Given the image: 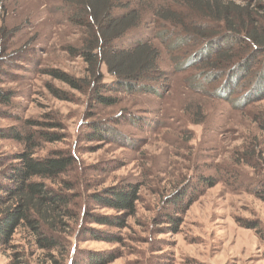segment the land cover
I'll list each match as a JSON object with an SVG mask.
<instances>
[{
    "label": "rangeland",
    "instance_id": "obj_1",
    "mask_svg": "<svg viewBox=\"0 0 264 264\" xmlns=\"http://www.w3.org/2000/svg\"><path fill=\"white\" fill-rule=\"evenodd\" d=\"M79 2L0 0V88L13 94L9 105L0 106V132L14 128L24 134L48 131L60 136V142L37 140L34 155L45 158L69 151L76 157L75 169L67 177L76 181L82 210L114 215L115 211L90 206L83 198L117 184L139 187L136 214L127 219L125 228L88 224L118 234L120 243L88 236L72 243L73 247L110 253L115 259L108 264H264V203L257 196L264 185V134L258 126L264 116V97L242 104L261 79L255 72L263 57L254 62V74L240 86L236 83L233 93L223 98L217 94L228 85L222 69L207 80L208 65L202 61L186 65L204 49L202 42L190 39L179 45L172 35L177 30L165 31L149 19L119 45L147 41L160 52L163 77L154 85V93L107 90L103 94L115 98V104H94L86 92L75 91L48 74L59 70L76 79L86 77V65L69 51L87 39L92 24ZM151 2L176 13L182 10L174 0H120L112 15H120L124 7L144 10ZM213 34L216 38L222 32ZM237 50L235 45L225 58L234 65ZM110 82L111 76L103 71V83ZM52 89L62 93L64 100ZM52 122L59 126L48 128ZM93 122L106 131L102 141L87 140ZM22 150L21 142L0 137V156ZM207 179L213 186L201 183ZM176 191L185 198L173 207L166 199ZM164 214L179 217L177 233H167ZM248 222L258 228H246ZM27 243L28 235L18 230L13 245L23 248L31 261H39L41 252ZM10 254L0 249V264H11Z\"/></svg>",
    "mask_w": 264,
    "mask_h": 264
},
{
    "label": "trees",
    "instance_id": "obj_2",
    "mask_svg": "<svg viewBox=\"0 0 264 264\" xmlns=\"http://www.w3.org/2000/svg\"><path fill=\"white\" fill-rule=\"evenodd\" d=\"M119 1L80 0L77 3L90 16L92 24L87 27V39L79 48H69V51L79 56L86 65V77L76 79L59 70L48 71L50 76L75 91L86 92L94 104L102 106H111L116 102L115 98L103 94L107 90L129 94L154 93V85L159 84L163 77L160 52L147 41H139L129 47L119 45L129 32L145 27L148 20L152 19L165 31L177 30V33L174 31L171 34L178 38L179 45L188 43L190 39L197 43L202 42L204 49L199 50L186 65L199 61L204 66L208 65L210 71L204 74L207 80L215 70L222 69L220 72L228 77V85L223 86L221 92L217 93L220 97L227 98L233 93L236 83L237 86L240 83V86L248 76L254 74V62L263 57L255 72L258 80L261 79L253 91L246 93L242 104L263 99L264 3L261 0L243 5L229 0H174V5L183 10L177 13L165 6L155 3L152 5L151 2L147 3L149 7L152 5L150 8L141 10L139 7H124V12L114 16L112 11ZM216 30L222 34L213 38ZM235 45L239 52L236 65L230 63L231 59H225L227 54L234 51ZM220 58L225 59L224 63H218ZM103 71L111 76L108 84L103 83ZM52 91L64 100L60 95L62 93L55 89ZM12 98L10 91L0 88V106L9 105ZM27 123L31 126H42L39 123ZM47 126L57 128L59 124L52 122ZM92 126L87 140L102 141L106 137V131L97 123L93 122ZM258 126L264 134V116L258 120ZM0 137L10 138L24 145L21 152L0 156V249L11 252V264H108L113 261L115 257L110 253L77 250L72 243L85 241L88 236L97 241L120 243L118 234L98 231L90 228L88 224L125 228L127 219L136 214L139 187L133 183L117 184L91 192L83 198L82 202L115 211L114 215H100L82 210L76 181L67 177L75 169L76 157L69 151H56L45 158L34 155L37 140L60 142V136L48 131L24 134L10 128L0 132ZM201 183L206 188L214 184L211 179ZM260 187L261 191L257 196L264 203V185ZM179 191L166 199L169 205L174 207L184 201L185 195ZM182 212L176 211L175 214L178 216ZM177 216L163 215L167 233H177L181 225ZM245 226L254 230L258 228L255 222H248ZM21 229L28 235V247H34L41 252L39 261H31L23 248L13 245V237Z\"/></svg>",
    "mask_w": 264,
    "mask_h": 264
}]
</instances>
